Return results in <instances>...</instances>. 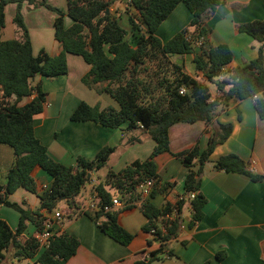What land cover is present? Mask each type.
<instances>
[{
    "label": "trees",
    "instance_id": "trees-1",
    "mask_svg": "<svg viewBox=\"0 0 264 264\" xmlns=\"http://www.w3.org/2000/svg\"><path fill=\"white\" fill-rule=\"evenodd\" d=\"M23 2L32 7L44 6L55 13L54 38L61 46L56 55H49L44 49L33 54L28 29L20 12ZM221 2L129 0L125 9L130 28L127 38L128 31L119 24L117 15L107 11L110 0H67L66 11L49 5L46 0H0V32L5 24L4 7L8 3L16 4L12 21L18 32L17 37L0 38V143L11 147L14 156L6 173V182L0 184V205L11 207L19 213L14 230L0 219V264L6 258H33L36 255L35 261L39 264H64L78 246V240L67 232L54 235L49 246L40 252L32 236L23 240L18 236L24 230L26 221L40 229L45 215L54 211L61 201L74 213L82 212L76 201L77 195L92 172L106 167L108 156L114 150L113 147L104 146L93 159L77 156L75 164L69 166L52 159L46 146L34 134L33 118L43 110L46 93L39 83L32 85L31 80L36 75L54 78L65 74L67 54L82 57L90 66L81 77V82L88 88L107 92L119 106L117 109L100 108L97 104L80 101L72 110L70 120H91L111 128L124 125L127 131L140 128L154 142L148 158L133 160L118 171L105 168L103 179L93 188L98 197L97 209L85 210V214L115 241L127 245L132 240L133 235L118 224L116 213L103 210L104 205L111 203L110 188L120 196L122 207H132L139 202V208L146 217L143 230L147 232L151 227L156 230L153 239L159 242V247L150 251L149 258L135 264H148L162 253L172 255L167 243L177 236L183 205L185 202L190 205L191 223L201 218L205 199L196 191L202 167L210 160L216 145L223 143L232 130L230 123L217 121L213 125L218 106L257 94L254 108L258 117L264 118V18L237 26L238 31L262 44L256 57L243 66L233 68L228 78L215 80L232 58L229 47L223 43L208 48L203 42L200 47L195 45L196 40L207 31L203 24L205 16ZM179 3L191 14L189 26L196 30L189 32L188 28H184L168 40L161 41L155 30ZM65 16L71 20L68 26L64 24ZM188 53L193 56L195 70L222 91L218 97L210 100L208 84L187 74L181 65L170 58ZM181 88L184 89L182 93ZM30 96L29 101L19 104L23 98ZM197 121L211 123L206 147L201 150L194 145L175 154L187 169L184 195L195 191V197H184L175 204L166 202L162 208L156 207L149 199L142 197L138 185L151 177L156 184L158 174L153 158L168 150L169 127L179 122ZM213 166L218 170L246 175L252 181L264 179L263 175L248 170L246 162L234 153L219 156L213 161ZM35 167L52 178L50 185L44 187L36 181L32 175ZM19 187L39 198L38 208L24 209L8 200V196ZM154 187L149 196L153 194ZM173 207L177 213L169 219L165 218L171 214ZM162 223L166 226L164 232L159 230ZM150 243L151 239H148ZM216 256L220 259L222 253L218 252Z\"/></svg>",
    "mask_w": 264,
    "mask_h": 264
},
{
    "label": "crops",
    "instance_id": "crops-1",
    "mask_svg": "<svg viewBox=\"0 0 264 264\" xmlns=\"http://www.w3.org/2000/svg\"><path fill=\"white\" fill-rule=\"evenodd\" d=\"M110 1L107 11L117 15L119 24L128 31V38L130 28L125 9L129 1ZM46 2L67 10V0ZM15 11V3H8L4 7L5 22L12 20ZM20 12L28 29L33 54L44 49L49 55H56L61 46L54 38L55 13L44 6L32 7L26 2L21 4ZM263 18V0H222L213 12L205 16L203 24L207 31L203 35V45L208 48L223 43L232 53L231 60L223 66L216 81L230 77L233 68L243 66L256 57L262 43L238 31L237 26ZM190 19L189 11L179 3L159 24L155 34L161 41H166L184 28L195 32L196 28L189 26ZM70 23L69 17L65 16L64 24L68 26ZM192 57L188 53L172 55L170 58L181 65L187 74L208 84L210 100L218 97L222 91L195 70ZM66 63L65 74L54 78L36 75L31 80L32 85L39 83L46 93L43 110L33 118V130L46 146L50 157L73 166L77 156L91 160L102 147L109 146L114 150L108 156L107 165L114 171L133 160L148 158L154 142L140 128L127 131L124 130V125L111 128L91 120H70L72 110L80 101L90 105L97 104L100 108L117 109L119 106L107 92L88 88L81 82V77L90 67L82 57L67 54ZM30 99L31 96L23 98L19 104ZM217 121L230 123L232 130L223 143L216 145L210 160L202 167L196 191L205 199L201 208L202 216L197 222L191 223L190 205L185 202L180 213L182 228L167 243L172 255L160 254L148 264H264V179L252 181L246 175L218 170L213 166V161L219 156L234 153L246 162L248 170L264 176V118L258 117L254 100L247 97L219 105L213 125ZM210 131L211 123L203 121L179 122L169 127L168 150L153 158L158 174L154 192L144 198L162 208L166 202H173L176 196L184 194L187 169L175 154L194 145L204 149ZM13 158L11 147L0 143V184L6 182V173ZM97 171L91 173L90 179L76 197L82 212L74 213L64 201L55 209L61 215L55 222V227L78 240L75 253L64 264H135L143 261L145 254L156 249V245L148 244L149 235L143 230L146 217L138 204L132 207L112 206L109 210L116 213L118 224L133 235L127 245L109 237L85 214V210L93 211L89 205L98 201L93 188L103 179L104 173L97 175ZM32 175L44 187L51 184L52 178L39 167L32 170ZM109 192L112 197H120L110 188ZM8 200L24 209L39 207V198L23 187L10 194ZM40 211L45 214L42 209ZM0 219L5 220L14 230L19 213L11 207L0 205ZM35 229L33 223L26 221L19 239L31 236ZM218 252L222 253L220 259L216 256ZM36 257L37 255L33 258H6L2 264H39L35 261Z\"/></svg>",
    "mask_w": 264,
    "mask_h": 264
},
{
    "label": "built area",
    "instance_id": "built-area-1",
    "mask_svg": "<svg viewBox=\"0 0 264 264\" xmlns=\"http://www.w3.org/2000/svg\"><path fill=\"white\" fill-rule=\"evenodd\" d=\"M202 42H203V37L202 38L200 37L199 39L196 40L195 45L197 47H200L202 45ZM183 91H184V89L181 88L180 93H182ZM250 98L252 100H255L257 98V94L252 95ZM154 184H155V179H153L152 177L144 179L139 183L138 188L141 190V194H142L143 198L148 195L150 190L154 187ZM184 197H187V199H193L195 197V191L190 192L188 195H184V194L178 195V196H176L174 201L171 203L175 204L177 201L183 199ZM137 204L139 205V203H137ZM112 206L113 207H122L123 206V203H122L120 197H116V196L112 197L111 203L109 205H104L103 210L108 211V210H110V208ZM89 208L92 210H96L97 209V203L96 204L95 203L90 204ZM176 213H177V211L173 207L171 214L167 215L165 218L169 219V218L173 217ZM60 217H61V215H60L59 211H57V210L52 211L49 214H46L42 227L40 229H35V231L31 235L38 243V251L39 252L49 246L51 238L54 235H58L59 233H61V231H59V229L55 227V222L57 220H59ZM179 228H182L181 222H180ZM159 230L161 232H164L166 230L165 223H162L159 226ZM155 232H156L155 228L151 227L149 229V231H147V234L149 235V239H151L150 244H155L156 248H158L159 242H157L155 239H153V234ZM149 253L150 252L145 254L144 259L149 258ZM162 254H165V253H162ZM165 255L168 256L167 254H165Z\"/></svg>",
    "mask_w": 264,
    "mask_h": 264
},
{
    "label": "rangeland",
    "instance_id": "rangeland-1",
    "mask_svg": "<svg viewBox=\"0 0 264 264\" xmlns=\"http://www.w3.org/2000/svg\"><path fill=\"white\" fill-rule=\"evenodd\" d=\"M16 29H17V27L14 24V22L12 20H7L4 24V27L1 29L0 38L5 40V39L17 37L18 32ZM107 167H108V165H106V167L100 168L97 171V175H103V173L105 172V168H107Z\"/></svg>",
    "mask_w": 264,
    "mask_h": 264
},
{
    "label": "water",
    "instance_id": "water-1",
    "mask_svg": "<svg viewBox=\"0 0 264 264\" xmlns=\"http://www.w3.org/2000/svg\"><path fill=\"white\" fill-rule=\"evenodd\" d=\"M89 177V175H87V178Z\"/></svg>",
    "mask_w": 264,
    "mask_h": 264
}]
</instances>
